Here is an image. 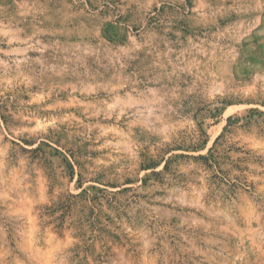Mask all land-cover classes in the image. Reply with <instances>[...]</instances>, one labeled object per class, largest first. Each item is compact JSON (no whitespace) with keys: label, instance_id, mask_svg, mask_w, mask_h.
I'll return each mask as SVG.
<instances>
[{"label":"rangeland","instance_id":"rangeland-1","mask_svg":"<svg viewBox=\"0 0 264 264\" xmlns=\"http://www.w3.org/2000/svg\"><path fill=\"white\" fill-rule=\"evenodd\" d=\"M0 264H264V0H0Z\"/></svg>","mask_w":264,"mask_h":264}]
</instances>
